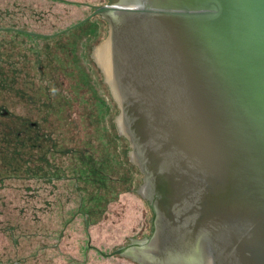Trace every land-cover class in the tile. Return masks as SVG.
<instances>
[{
  "label": "water",
  "instance_id": "95a60500",
  "mask_svg": "<svg viewBox=\"0 0 264 264\" xmlns=\"http://www.w3.org/2000/svg\"><path fill=\"white\" fill-rule=\"evenodd\" d=\"M77 2L135 197L109 255L264 264V0Z\"/></svg>",
  "mask_w": 264,
  "mask_h": 264
},
{
  "label": "rangeland",
  "instance_id": "374dc122",
  "mask_svg": "<svg viewBox=\"0 0 264 264\" xmlns=\"http://www.w3.org/2000/svg\"><path fill=\"white\" fill-rule=\"evenodd\" d=\"M81 20L77 0H0V28H9L0 31V263L132 264L109 255L127 243L135 197L84 26L55 35ZM44 147L65 173L96 167L88 203L94 210L104 194L112 201L88 231L81 216L65 228L79 205L73 182L50 181L39 166L35 179L26 172Z\"/></svg>",
  "mask_w": 264,
  "mask_h": 264
},
{
  "label": "trees",
  "instance_id": "16d2710c",
  "mask_svg": "<svg viewBox=\"0 0 264 264\" xmlns=\"http://www.w3.org/2000/svg\"><path fill=\"white\" fill-rule=\"evenodd\" d=\"M0 31H2V30H0ZM16 33L23 34V35L25 34V33L19 32V31H16ZM34 39H38V38L35 37V36H31V38L28 39V42H31ZM24 43H26V42L24 41ZM31 44H34V43H31ZM29 49H31V48H29ZM17 61H20V59H18ZM40 66H41V68H43L42 65H40ZM7 68H4V69H7ZM45 68H49L50 71L52 72L50 65L49 66L46 65ZM4 69H2V70H4ZM4 72H6V70ZM4 74L7 76L6 73H4ZM85 77L86 76L84 75L83 83H85ZM88 81H90L89 76H88ZM48 85L50 86V84H48ZM48 101H47V103L49 104ZM38 123H39V121H38ZM35 137H36V135H34V137H32V138H35ZM41 150H42L43 154H45V155L43 156V154H39L40 156H39V158H37V160H29L28 163L25 166L26 167V172L29 173V175H31L30 172H31V169H32L33 175H31L30 177L35 179L36 177H34L35 176L34 171L37 170V168L39 166L41 168H44L49 173V175H50L49 180L50 181H53L54 179H64L67 182H73L75 184L74 187H75L76 191L79 192V196H78L79 197V205L77 206L76 210L71 214V217L69 216L68 219L70 220L73 217V215L77 213L75 218H78V216L84 217L85 221L86 222L89 221L88 224L90 225V220L92 218H94V215L95 216H99L100 212L102 213V211L106 210V207L108 206V202L112 201L111 198H109L106 194H104L103 195V198H104L103 202L101 203V199H100L99 202L101 204L98 202V204H100V205H98L97 208H93L94 210H92V207L90 205L91 203H88V197H89L90 202H92V199L94 197L93 191L88 187V185L89 184H94L95 181H97V179L99 177L98 176L99 173H98L96 167H94V166L88 167L83 162L82 166L75 167L72 170V172H70V173L69 172L65 173V171L62 170L61 167H58L56 163L51 161V159L49 157V154H48L49 150L46 147H44ZM41 161L46 166H43L40 163ZM78 182H80V185H79ZM68 213H69V211H68ZM84 214H85V216H84ZM1 256H2V254H1ZM33 256L34 255H32V256L29 255L27 258H30V257H33ZM22 259H24V258H22Z\"/></svg>",
  "mask_w": 264,
  "mask_h": 264
},
{
  "label": "flooded vegetation",
  "instance_id": "af4514ba",
  "mask_svg": "<svg viewBox=\"0 0 264 264\" xmlns=\"http://www.w3.org/2000/svg\"><path fill=\"white\" fill-rule=\"evenodd\" d=\"M89 247H92V248H94L93 246H89ZM32 255H33V254H32ZM32 255H31V256H32ZM25 258H26V257H24V259H25ZM24 259H22V260H24ZM22 260H21V261H22ZM19 261H20V260H17V262H16V263H18ZM14 262H15V261H14ZM11 263H13V262H10V263H5V262H4V263H0V264H11Z\"/></svg>",
  "mask_w": 264,
  "mask_h": 264
}]
</instances>
